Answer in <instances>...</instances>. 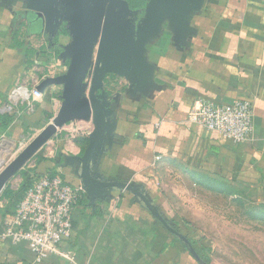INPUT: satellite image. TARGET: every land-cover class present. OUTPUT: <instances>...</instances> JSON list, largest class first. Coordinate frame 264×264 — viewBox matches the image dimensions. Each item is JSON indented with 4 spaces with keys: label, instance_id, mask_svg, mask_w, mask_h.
Here are the masks:
<instances>
[{
    "label": "crops",
    "instance_id": "crops-1",
    "mask_svg": "<svg viewBox=\"0 0 264 264\" xmlns=\"http://www.w3.org/2000/svg\"><path fill=\"white\" fill-rule=\"evenodd\" d=\"M59 9L58 0H0V172L25 146L32 126L61 107L62 87L53 85L32 112L4 111L19 79L31 86L65 74ZM141 13L119 11L128 47L102 61L103 68H116L103 70L97 82L107 129L88 162L95 184H126L139 195L113 186L93 191L91 200L85 194L73 213L72 237L60 246L75 262L51 255L42 264H207L184 242L189 222L168 213L175 208L159 184L160 170L179 169L196 183H264V0H146ZM197 100L249 102L251 139L234 143L188 123ZM94 125L90 115L57 129L0 191V219L13 202L3 193L18 191L22 172L80 183L76 161ZM153 212H164L179 237ZM0 264H33V255L25 244L0 243Z\"/></svg>",
    "mask_w": 264,
    "mask_h": 264
},
{
    "label": "rangeland",
    "instance_id": "rangeland-1",
    "mask_svg": "<svg viewBox=\"0 0 264 264\" xmlns=\"http://www.w3.org/2000/svg\"><path fill=\"white\" fill-rule=\"evenodd\" d=\"M66 6L65 3L60 5V25L70 31L71 16ZM106 6L107 0H92V12L98 14L99 21H102ZM94 34L96 38L92 42L84 96L88 94L100 39L99 33ZM65 37V45L68 44L69 48L70 38L68 34ZM48 55L53 56L52 52ZM49 58L46 56V60ZM63 66L65 73L68 61ZM52 118L43 119L32 126L19 153L51 123ZM30 165L28 161L21 170H26ZM196 181L183 175L179 169L172 172L160 170L159 184L175 208L170 207L168 213L189 222V229L193 236L195 234L198 246L209 249L207 255L211 264H264V183L241 186L211 180L205 182L203 179L198 183Z\"/></svg>",
    "mask_w": 264,
    "mask_h": 264
},
{
    "label": "water",
    "instance_id": "water-1",
    "mask_svg": "<svg viewBox=\"0 0 264 264\" xmlns=\"http://www.w3.org/2000/svg\"><path fill=\"white\" fill-rule=\"evenodd\" d=\"M51 1L54 2V0ZM117 2L118 4L116 5ZM64 3L67 5L66 7H68L71 16L70 31L64 28L70 41L68 42L69 48H67L68 44L60 46L61 52L58 56L59 59L67 58V71L61 76L45 78L37 86V90L40 93H43L44 90L50 86H61V107L58 113L52 118L51 123L48 124L29 145L0 172V191L54 135L57 129L70 121L85 119L92 115L95 121V129L89 139L82 158L76 161L81 165L79 180L85 194L89 197V200H91L92 197L95 196L93 191L112 186L137 194L136 190L130 185L95 184L88 175L89 159L95 152L107 129L106 103L104 101V96L96 94L97 82L103 70L114 71L116 68L115 66L113 67V65L108 69L105 67L103 68L102 61L105 57L109 56L108 53H110L111 57H119L118 52L126 51L128 47L126 42L128 25L125 24V26H121V22L118 20L119 11H121V9L129 10L128 3L125 0H107V6L102 21H99L98 14L92 12V0H58L59 5ZM60 17V13H58L57 19L61 24ZM96 32L100 34L97 57L91 72L88 94L84 96L83 89L85 88L86 74L92 56V42L93 39L96 38V34H94ZM109 50H113L114 52H108ZM121 70H123L122 67H117V73ZM153 216L166 230L171 232L174 236L179 237V234L170 227L159 212H153ZM184 242L190 245L187 240H184ZM191 252L196 260L200 261L192 248Z\"/></svg>",
    "mask_w": 264,
    "mask_h": 264
},
{
    "label": "built area",
    "instance_id": "built-area-1",
    "mask_svg": "<svg viewBox=\"0 0 264 264\" xmlns=\"http://www.w3.org/2000/svg\"><path fill=\"white\" fill-rule=\"evenodd\" d=\"M40 82L30 86L25 78L19 79L4 111L18 116L32 112L33 102L42 98L37 90ZM187 121L234 143L249 141L253 134L252 106L244 100L225 104L197 100ZM31 177V186L15 212L0 219V243L25 244L33 264H42L51 255L74 263L75 254L63 252L60 246L72 237L73 213L85 196L82 185L68 184L55 173Z\"/></svg>",
    "mask_w": 264,
    "mask_h": 264
},
{
    "label": "trees",
    "instance_id": "trees-1",
    "mask_svg": "<svg viewBox=\"0 0 264 264\" xmlns=\"http://www.w3.org/2000/svg\"><path fill=\"white\" fill-rule=\"evenodd\" d=\"M127 3H128V8H129L130 11L140 10V11L143 12L146 0H128ZM65 34L66 33H65L64 29H63L61 31V35L60 36H64L65 37ZM48 118H52V115H48ZM40 174L41 173H37L35 171L34 172H29V171L28 172H22L21 173L22 182H21V184H20V186L18 188V191L16 193H11L9 190H6L3 193L4 197L13 200V202L11 203L10 209L6 210V215L8 213H9V215H12L15 212V209H16L18 203L20 202V200L22 199L24 193L31 186V181H32V177L31 176H40ZM76 185H78V184H76ZM162 213H161V215L163 217H166V214L164 212H162ZM178 225L176 224V227H178ZM183 227H188V226H187V224H185ZM189 231H190V233L185 232V234H183V231L178 230V232L180 234H183L187 238V240L190 243L192 249L201 258V260H203L207 264H211V260L209 259L208 255H207V252L209 251V249L200 248L198 246L197 241L194 240L195 239L194 238L195 234L193 236V233H191L190 229H189Z\"/></svg>",
    "mask_w": 264,
    "mask_h": 264
},
{
    "label": "flooded vegetation",
    "instance_id": "flooded-vegetation-1",
    "mask_svg": "<svg viewBox=\"0 0 264 264\" xmlns=\"http://www.w3.org/2000/svg\"><path fill=\"white\" fill-rule=\"evenodd\" d=\"M127 1H128V0H127ZM141 12H142V11H140V14H142Z\"/></svg>",
    "mask_w": 264,
    "mask_h": 264
},
{
    "label": "bare ground",
    "instance_id": "bare-ground-1",
    "mask_svg": "<svg viewBox=\"0 0 264 264\" xmlns=\"http://www.w3.org/2000/svg\"><path fill=\"white\" fill-rule=\"evenodd\" d=\"M13 158V157H12ZM3 160V159H2Z\"/></svg>",
    "mask_w": 264,
    "mask_h": 264
}]
</instances>
